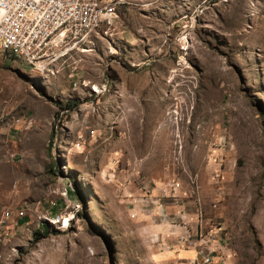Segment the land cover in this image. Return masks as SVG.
I'll list each match as a JSON object with an SVG mask.
<instances>
[{"label":"rangeland","instance_id":"1","mask_svg":"<svg viewBox=\"0 0 264 264\" xmlns=\"http://www.w3.org/2000/svg\"><path fill=\"white\" fill-rule=\"evenodd\" d=\"M120 3L46 72L0 45V264H264V0Z\"/></svg>","mask_w":264,"mask_h":264},{"label":"built area","instance_id":"2","mask_svg":"<svg viewBox=\"0 0 264 264\" xmlns=\"http://www.w3.org/2000/svg\"><path fill=\"white\" fill-rule=\"evenodd\" d=\"M103 1L0 0V45H11V50H18L21 55L41 56L43 60L49 51L64 45V39L74 34L87 10L95 13V3ZM0 224L5 228L6 223ZM177 240L182 244L187 237L179 235ZM202 243L198 246L204 247V253L191 264H217L215 246Z\"/></svg>","mask_w":264,"mask_h":264},{"label":"bare ground","instance_id":"3","mask_svg":"<svg viewBox=\"0 0 264 264\" xmlns=\"http://www.w3.org/2000/svg\"><path fill=\"white\" fill-rule=\"evenodd\" d=\"M120 0H104L103 2L95 3L94 10H87L81 19V26L74 32L73 35L67 36L64 39V45H58L48 52L42 60L41 56L28 57V55H21L18 50H11V45H3L6 50H9L24 59L31 68L39 70V72H46L50 66L61 56L66 54L69 50L80 45L90 39V36L102 26H108L107 22H111V16L118 8ZM121 4V3H120ZM120 6V5H119Z\"/></svg>","mask_w":264,"mask_h":264},{"label":"crops","instance_id":"4","mask_svg":"<svg viewBox=\"0 0 264 264\" xmlns=\"http://www.w3.org/2000/svg\"><path fill=\"white\" fill-rule=\"evenodd\" d=\"M113 14H112V16H113ZM112 16H111V19H112ZM179 212H180V210L177 209V212H174L175 214L172 217L178 218V219H181V220L182 219L186 220V222H184V223H187V221L188 222H191L192 221V219H193L192 218L193 217V214L192 213H190L188 211L187 212L184 211L183 213L180 214ZM186 226H187V224H186ZM179 227H180V229H181V227L183 229V230H181L182 232H179V233L181 235H185L186 236L187 227H185L183 225L182 226H179ZM184 246H185V248L179 249L181 251V253H179V255L177 254V256L180 259H182L183 261H185V262H191V261H193V259L196 256H198V257L201 256V254H203L204 251H205V249H204V247L202 245L201 246H198V245L195 246V244H194V246H192V245H190V246L189 245H184ZM215 248H216V246H215ZM216 253H217V251H216ZM175 254H176V251L171 252V256H173ZM218 259H219V257H215V261H217ZM219 261L220 260H218V263L217 264H219ZM220 263H221V261H220Z\"/></svg>","mask_w":264,"mask_h":264},{"label":"trees","instance_id":"5","mask_svg":"<svg viewBox=\"0 0 264 264\" xmlns=\"http://www.w3.org/2000/svg\"><path fill=\"white\" fill-rule=\"evenodd\" d=\"M13 55L17 56L19 58V56L17 54L13 53ZM43 229H44V227L41 228V232H43Z\"/></svg>","mask_w":264,"mask_h":264}]
</instances>
